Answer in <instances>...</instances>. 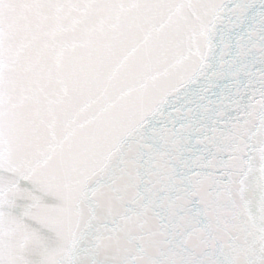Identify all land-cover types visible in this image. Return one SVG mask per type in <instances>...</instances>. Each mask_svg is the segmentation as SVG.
<instances>
[{
    "label": "snow or ice",
    "instance_id": "snow-or-ice-1",
    "mask_svg": "<svg viewBox=\"0 0 264 264\" xmlns=\"http://www.w3.org/2000/svg\"><path fill=\"white\" fill-rule=\"evenodd\" d=\"M0 264H264V0H0Z\"/></svg>",
    "mask_w": 264,
    "mask_h": 264
}]
</instances>
